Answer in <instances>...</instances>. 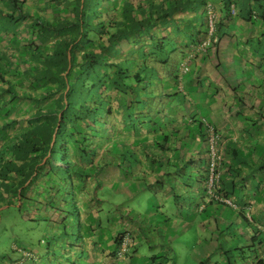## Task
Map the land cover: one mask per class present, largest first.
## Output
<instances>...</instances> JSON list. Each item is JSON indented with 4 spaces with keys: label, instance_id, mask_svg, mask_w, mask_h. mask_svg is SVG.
I'll use <instances>...</instances> for the list:
<instances>
[{
    "label": "crops",
    "instance_id": "1",
    "mask_svg": "<svg viewBox=\"0 0 264 264\" xmlns=\"http://www.w3.org/2000/svg\"><path fill=\"white\" fill-rule=\"evenodd\" d=\"M20 1L24 3L22 15L26 13L55 23L72 12L76 0ZM226 2L204 1L203 27L207 30L209 4L218 9L220 24L212 45L190 63L188 73L176 80L177 71L168 68L170 65H155L157 93L145 97L149 103L144 109L139 108V118L144 120L139 121L137 175L128 177L112 170L101 177H87L79 184L73 180V199L80 218L75 231L82 241L76 250L78 254L73 255V251L67 254L71 263L65 262L56 251L54 259L58 264H179L178 252L172 246L183 243L186 234L193 230L198 235V244L205 242L202 250L195 254L196 264H247L229 256L228 233L223 236L220 231L222 237L214 232L219 228L210 211L220 210L226 215L231 210L214 206L213 201L207 199L209 156L203 119L216 127L221 140L222 178L217 190L233 199L242 210H235L234 214L249 225V243L258 246L256 252L250 254V264H264V47L261 46L264 18L255 14L254 0H231L228 5ZM232 5L237 7L236 15L231 14ZM0 8L5 11L0 14L2 150L27 128V120L21 122L24 126L5 127L6 121L16 117L31 118L37 108L34 103L40 102L38 98L47 88V82L34 79L41 76V66L37 63L43 61L38 56L39 48L34 52L35 48L30 45L32 39L27 26L35 19L24 21L18 30L11 29L3 16L8 13L18 17L19 14L8 0H0ZM192 8L188 15L194 18ZM182 46L173 54L176 61H171L180 68L186 52L194 47L192 41ZM44 51L46 55L45 47ZM15 88L29 98L15 102ZM183 88L186 96L177 94ZM6 90L7 94L3 95ZM58 192L57 186L56 204ZM116 193L120 195L118 198L132 201V205L126 209L119 205L114 209L107 207L108 197ZM11 206L2 205L0 212ZM246 213L251 215V221H247ZM53 214L62 225L64 216L60 210L55 209ZM125 233L134 237V254L122 259L118 256L116 242ZM50 251L45 254L50 255ZM217 254L218 259L213 261L212 257ZM155 257L160 260L154 262ZM40 259L43 262L38 260L40 264L52 263L43 257ZM26 261L16 263L30 264Z\"/></svg>",
    "mask_w": 264,
    "mask_h": 264
},
{
    "label": "trees",
    "instance_id": "2",
    "mask_svg": "<svg viewBox=\"0 0 264 264\" xmlns=\"http://www.w3.org/2000/svg\"><path fill=\"white\" fill-rule=\"evenodd\" d=\"M8 1L19 14L3 16L11 29L18 30L24 21L35 19L26 13L22 15V1ZM230 1L227 0V5ZM254 2L260 6L258 15L264 18V4L261 0ZM194 3L192 0H76L72 12L69 10L71 13L55 23L37 18L27 26L32 39L30 45L34 52L39 48L38 56L43 60L37 63L41 66V76L34 79L46 80L47 88L38 98L40 102L34 103L37 108L31 118L6 121L5 127L24 126L21 122L27 120V128L13 137L5 151L0 150V207L20 203L22 208V202L30 200L25 191L33 181L46 190L47 183L39 175L44 170L49 176L57 175L59 154L68 155L66 162L72 172L70 182L65 180L67 183L59 177L50 178L51 203L56 204L54 192L58 186V204L63 198L60 213L65 215L62 225L66 227L71 214L63 207L67 200L61 192L67 190L74 197V179L79 184L87 177H101L112 170L128 177L137 175L139 121L144 120L139 118V108L144 109L149 103L145 97L157 93L155 65H170L172 55L183 48L185 40L192 41L193 46L200 44L198 31L180 28L183 11ZM3 12L0 8V14ZM178 12L183 16L176 17ZM171 36L183 41L172 48ZM38 43L41 45L37 46ZM56 84L57 87H51ZM14 90L15 102L29 98L21 90ZM177 94L186 96L187 92L183 88ZM205 121L208 120L203 119L208 135ZM97 127L104 129L100 131ZM62 142L66 145L61 149ZM207 149L209 156L208 142ZM207 169L209 181V159ZM120 242L121 237L116 242L117 250ZM157 259L160 260L155 257L153 261Z\"/></svg>",
    "mask_w": 264,
    "mask_h": 264
},
{
    "label": "rangeland",
    "instance_id": "3",
    "mask_svg": "<svg viewBox=\"0 0 264 264\" xmlns=\"http://www.w3.org/2000/svg\"><path fill=\"white\" fill-rule=\"evenodd\" d=\"M195 1L193 5V13L195 14V17H191L188 15V9L186 11H183L185 15L181 12H178L175 14L176 17H182L184 21H188L187 23L182 22L180 28L181 30H184L186 27H190L193 31H198L200 34V38L198 37V41L200 42L205 38L206 29L203 27L204 22L202 21V18L204 17L205 13V6L204 1L205 0H192ZM212 2H221L223 0H211ZM237 1V0H234ZM262 4H264V0H261ZM175 6V5H173ZM237 8V7H236ZM253 10L255 14H259L260 6L258 3H255ZM187 13V14H186ZM178 23H181L178 21ZM220 24V20L218 22V25ZM174 46L172 48H176L183 39H177L171 36ZM185 43H188L187 40H185ZM38 45H41L38 43ZM261 46L264 47V38L262 39ZM189 47V45H188ZM204 53V52H202ZM187 54V52H186ZM185 54V56H186ZM198 55H201L200 53H197L195 59ZM184 56V58H185ZM183 58V62L184 59ZM229 60V57L228 59ZM176 61V55H173L172 62ZM182 62V63H183ZM196 62V61H195ZM181 63V65H182ZM170 69H175L177 71L176 74L179 75L181 73L180 66L178 67V64L175 65L174 63H170V66L168 67ZM150 82H154L153 80H150ZM152 86L154 84L152 83ZM181 89V87H178ZM149 88L147 87V90ZM186 90V89H185ZM97 94V93H96ZM99 96V95H97ZM97 130L104 129V128H96ZM100 135V134H99ZM102 136V135H101ZM100 136V137H101ZM206 137H208L206 133ZM66 143H61V149L65 147ZM5 151V149H4ZM59 160V166L58 169L55 171L57 175L51 174L50 176L47 175L48 171L44 170L39 175V178L43 179L45 183H47V189H43L42 187H37L32 182L31 186L25 191V195L29 197V195H32L31 198H28L30 200H25V202H22V208L18 204L13 205L6 210L3 209L0 212V264H12L17 261H23L24 259H27L26 262L30 264H40L38 260L42 262V259L40 257H43V259L46 261H49L51 264H58L56 260L54 259L56 257L55 252L59 254V256L64 259L65 262H70V256L68 257L67 254L73 251V255L78 254L77 248L78 245L81 244L82 238L80 237L79 232H76V227L80 225V218L78 209L76 208V201H74V197L69 195V192L65 190V192H61L62 195H64V200H67V203L63 205L64 209L69 212L71 215L68 216L67 223L68 227H66V224L61 225L59 223V219L54 217L55 209H58L62 206V200L59 204H52L51 203V186L52 182L50 180L51 177H59L61 181L64 179L67 180V182H70V174L72 172V168L68 167L67 160L68 155H62L59 154L58 157ZM62 162H65L64 164ZM222 178V177H221ZM60 182V180H59ZM66 182V183H67ZM55 182H53L54 184ZM206 183V182H205ZM219 184V183H218ZM217 184V185H218ZM218 193V195L216 194ZM29 194V195H28ZM69 195V196H66ZM207 199H211V196L207 190ZM214 194L219 196V199L216 200L213 198V205L219 206L221 209H230L231 212L228 214L222 213L220 210H212L210 211V215L214 217V220L217 221L218 224V232L214 231L217 235L220 236H226L228 233L227 244L229 246V256L236 261H243L247 264H250L249 257L251 252H256V249L258 246H251V243H249V239L247 237L248 233V223L236 214H234V211H240L239 207H237L233 201L232 198H230L227 195H224L221 193V191L216 190L214 191ZM120 195L117 196V193L113 195V197H108L107 207H111L114 209L115 205H119L121 208L126 209L129 208V206L132 205V201H128L126 198H118ZM101 200L104 199V196L100 197ZM58 201L60 200L57 199ZM226 200H229L230 202H226ZM19 201V200H18ZM56 202V200H55ZM113 203V204H111ZM31 207V208H30ZM35 207V208H34ZM105 208V207H104ZM121 209V210H123ZM244 211V210H243ZM242 212V210H241ZM234 214V215H233ZM233 215V216H231ZM246 219L248 221H251V215L248 213L245 214ZM65 216V215H64ZM227 217V218H225ZM223 219H227V223ZM72 226V228H71ZM76 226V227H75ZM226 229V230H225ZM221 231V234H220ZM222 236V237H223ZM168 241V240H167ZM209 241V239H208ZM199 239L198 235L193 230L190 233H187L184 237L183 243H180L178 245L172 246L174 250L176 249L177 259L179 260V264H196L194 262L195 254L202 250V244H198ZM83 249V247H82ZM227 249V248H226ZM51 250V251H50ZM84 250V249H83ZM47 251H50V255H47ZM76 251V252H75ZM194 253V254H193ZM86 255V254H85ZM218 254L212 257L215 261V259H218ZM76 256H72L74 258ZM69 258V259H68ZM68 259V260H65ZM83 259H86L83 256ZM181 259V261H180ZM188 259V260H187ZM43 260V261H44ZM44 261V262H45ZM237 262V261H236ZM43 263V262H42ZM47 263V262H46ZM84 264V263H83ZM238 264H240L238 262Z\"/></svg>",
    "mask_w": 264,
    "mask_h": 264
},
{
    "label": "built area",
    "instance_id": "4",
    "mask_svg": "<svg viewBox=\"0 0 264 264\" xmlns=\"http://www.w3.org/2000/svg\"><path fill=\"white\" fill-rule=\"evenodd\" d=\"M236 5H232L231 7V14L236 15ZM206 23H207V35L205 38L198 44L197 46H194L191 48L187 54L184 62L181 65V75H185L190 71V63L195 60V57L197 53L200 52H207L210 48V45H212L213 37L216 34L218 22L220 20V13L218 9L212 5H207L206 8ZM207 132H208V146H209V170H210V178L208 181V192L212 198H215L216 200L219 199L218 193L217 195L214 194V191L216 190L217 184L220 182L222 177V170H221V160L222 157L220 155V136L217 133V129L210 124L208 121H205ZM226 202H230L229 200H226ZM231 203V202H230ZM134 246V237L130 233H125L121 237V242L118 247V256L122 259H127L131 256L132 250Z\"/></svg>",
    "mask_w": 264,
    "mask_h": 264
}]
</instances>
